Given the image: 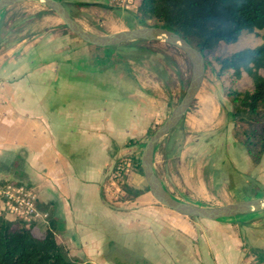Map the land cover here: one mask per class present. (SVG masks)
<instances>
[{
  "label": "crops",
  "instance_id": "1",
  "mask_svg": "<svg viewBox=\"0 0 264 264\" xmlns=\"http://www.w3.org/2000/svg\"><path fill=\"white\" fill-rule=\"evenodd\" d=\"M42 41L30 44L22 37L7 47L0 42V184L31 191L47 215L35 222L38 227L46 229L57 218L59 242L82 250L87 262L98 256L110 264L102 249L126 219L108 203L106 175L125 140L137 134L145 101L61 98L76 76L94 82L103 68L83 47L56 50ZM141 198L151 202L147 193ZM262 211L231 223L201 219L174 232L172 222L158 220L148 205L127 223L141 249L139 264H264ZM7 212L0 203V214L14 220Z\"/></svg>",
  "mask_w": 264,
  "mask_h": 264
},
{
  "label": "rangeland",
  "instance_id": "2",
  "mask_svg": "<svg viewBox=\"0 0 264 264\" xmlns=\"http://www.w3.org/2000/svg\"><path fill=\"white\" fill-rule=\"evenodd\" d=\"M137 6V1L134 7L125 9L109 0H65V7L76 22L97 35L143 27ZM151 25L153 22L148 21L145 26ZM5 32L11 34L3 40ZM263 33L264 30L259 29L243 31L236 43H222L216 54L257 46L262 42ZM22 37L30 44L43 40L42 46L56 50L69 48L81 52L83 47V52H89L95 65L103 68L94 82L88 77L76 76L73 87L61 88V98H142L145 101L137 134L125 140L106 175L104 193L108 195V203L124 215L126 222L111 230L114 239L103 247L104 258L110 264H139L141 249L133 245L132 227L127 221L135 219L148 205L156 208L158 220L172 222L174 232L176 226L201 222V218L180 215L159 203L149 192L143 172L135 166L123 178H113L115 163L127 157L132 160L140 157L147 140L182 99L191 77L187 54L167 42L148 39L131 40L104 49L91 47L73 34L53 10L33 0L17 2L0 13L1 44L7 47ZM64 38L70 41L62 40ZM217 67L212 60L188 112L160 141L154 161L156 175L174 197L204 207L264 196V154L260 162L254 164L244 145L235 138V120L230 114L233 106L225 89L230 81L217 77ZM98 77L102 78L101 83ZM243 85H250L249 81L243 79L240 86ZM137 190L141 194L136 197ZM144 193L151 202L141 198ZM6 216L13 217L8 212ZM237 218L241 217L219 221L241 220ZM63 245L71 257L85 261L82 250ZM91 259V264H104L101 257Z\"/></svg>",
  "mask_w": 264,
  "mask_h": 264
},
{
  "label": "trees",
  "instance_id": "3",
  "mask_svg": "<svg viewBox=\"0 0 264 264\" xmlns=\"http://www.w3.org/2000/svg\"><path fill=\"white\" fill-rule=\"evenodd\" d=\"M60 1L65 5V0ZM137 2L141 25L151 21L178 33L200 50L205 70L212 60L216 62L217 77L230 81L225 89L233 106L230 114L235 120L234 136L244 145L252 162L258 164L264 154V33L257 46L224 55L216 52L222 43H236L243 31L264 30V0ZM243 79L250 85L240 86ZM130 160L132 167L142 172L140 157ZM140 194V190L134 192L136 197ZM61 227L62 222L54 217L43 230L34 221L9 220L0 214V264H91L69 255L56 237Z\"/></svg>",
  "mask_w": 264,
  "mask_h": 264
},
{
  "label": "water",
  "instance_id": "4",
  "mask_svg": "<svg viewBox=\"0 0 264 264\" xmlns=\"http://www.w3.org/2000/svg\"><path fill=\"white\" fill-rule=\"evenodd\" d=\"M20 1L25 0H0V13L5 8ZM33 1L40 2L53 10L73 34L88 44L99 47H109L131 40H158L177 46L187 54L191 63V77L185 93L170 115L147 140L140 156L141 168L149 192L159 203L180 215L207 220L233 218L246 213L264 210V196L254 197L216 207H204L181 201L180 199L174 197L162 185L161 180L155 173L154 161L158 144L179 124L188 112V109L196 97L202 80L204 79L205 61L199 49L190 44L178 33L157 25L125 29L103 35L93 34L82 28L76 22L60 0Z\"/></svg>",
  "mask_w": 264,
  "mask_h": 264
},
{
  "label": "built area",
  "instance_id": "5",
  "mask_svg": "<svg viewBox=\"0 0 264 264\" xmlns=\"http://www.w3.org/2000/svg\"><path fill=\"white\" fill-rule=\"evenodd\" d=\"M110 3L121 8L134 7L137 0H109ZM132 168L130 159H122L115 163L113 169V178H123ZM36 198L34 194L23 186H12L0 184V203L3 204L6 211L13 216L25 221L38 220L46 218L36 207Z\"/></svg>",
  "mask_w": 264,
  "mask_h": 264
}]
</instances>
